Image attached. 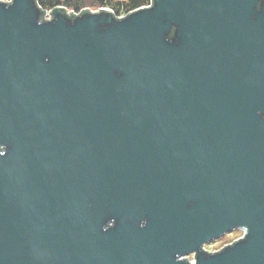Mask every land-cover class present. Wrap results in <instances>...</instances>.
I'll list each match as a JSON object with an SVG mask.
<instances>
[{
  "label": "water",
  "instance_id": "1",
  "mask_svg": "<svg viewBox=\"0 0 264 264\" xmlns=\"http://www.w3.org/2000/svg\"><path fill=\"white\" fill-rule=\"evenodd\" d=\"M0 264H264V0H0Z\"/></svg>",
  "mask_w": 264,
  "mask_h": 264
},
{
  "label": "trees",
  "instance_id": "2",
  "mask_svg": "<svg viewBox=\"0 0 264 264\" xmlns=\"http://www.w3.org/2000/svg\"><path fill=\"white\" fill-rule=\"evenodd\" d=\"M42 8H53L58 4H64L67 6H72L75 8H81L86 5H110L112 4L116 11L121 9L133 10L144 5L150 4L151 0H117L112 2V0H37Z\"/></svg>",
  "mask_w": 264,
  "mask_h": 264
},
{
  "label": "rangeland",
  "instance_id": "3",
  "mask_svg": "<svg viewBox=\"0 0 264 264\" xmlns=\"http://www.w3.org/2000/svg\"><path fill=\"white\" fill-rule=\"evenodd\" d=\"M116 1L117 0H112V2H116ZM110 5L113 6L112 4ZM243 235H244L243 229L235 228V229H232L226 232L220 237L209 240L208 242L205 243L204 246L209 251H217V250L222 249L226 245L232 243L233 241L241 238ZM187 258L190 260H194L195 254L194 253L188 254Z\"/></svg>",
  "mask_w": 264,
  "mask_h": 264
},
{
  "label": "built area",
  "instance_id": "4",
  "mask_svg": "<svg viewBox=\"0 0 264 264\" xmlns=\"http://www.w3.org/2000/svg\"><path fill=\"white\" fill-rule=\"evenodd\" d=\"M144 6H146V5H144ZM55 7H62L66 11H68V12H70L72 14H79V13L83 12L84 10H91V9H95V8L104 7V8H108V9L114 10L117 14H119L121 16L127 15L131 11L135 10V9H133V10H127V9L124 8V9H121L119 11H116V9L113 6L109 5V4L108 5H98V6L97 5H95V6L86 5V6H82L79 9L78 8H75V7H72V6H67V5H64V4H58ZM55 7H53V8H55ZM53 8H44L45 9V18H51Z\"/></svg>",
  "mask_w": 264,
  "mask_h": 264
}]
</instances>
